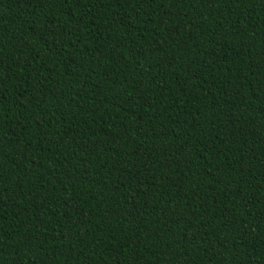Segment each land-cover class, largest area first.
<instances>
[{
    "label": "trees",
    "instance_id": "1",
    "mask_svg": "<svg viewBox=\"0 0 264 264\" xmlns=\"http://www.w3.org/2000/svg\"><path fill=\"white\" fill-rule=\"evenodd\" d=\"M0 264H264V0H0Z\"/></svg>",
    "mask_w": 264,
    "mask_h": 264
}]
</instances>
